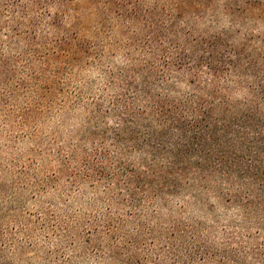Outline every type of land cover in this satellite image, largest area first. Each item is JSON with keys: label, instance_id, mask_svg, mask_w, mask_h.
I'll use <instances>...</instances> for the list:
<instances>
[{"label": "trees", "instance_id": "16d2710c", "mask_svg": "<svg viewBox=\"0 0 264 264\" xmlns=\"http://www.w3.org/2000/svg\"><path fill=\"white\" fill-rule=\"evenodd\" d=\"M219 2L0 0V117L29 114L43 169L16 171L21 218L16 173L0 183V264H264L263 226L253 244L157 233L187 194L264 225V0Z\"/></svg>", "mask_w": 264, "mask_h": 264}, {"label": "rangeland", "instance_id": "374dc122", "mask_svg": "<svg viewBox=\"0 0 264 264\" xmlns=\"http://www.w3.org/2000/svg\"><path fill=\"white\" fill-rule=\"evenodd\" d=\"M219 3L226 4L224 0H220ZM243 14H245V12ZM221 20L225 25H227L228 18H222ZM236 28L238 27H235V29ZM260 28L262 31H264V25H262ZM91 72L92 70H89L88 73L91 75ZM244 94L245 92L242 91L239 94L235 93L234 96L241 97ZM9 117V119L0 117V183L11 182L12 177L9 174H13V172L16 173L14 178L17 180V182H15L16 184H14V187L20 193L18 196V199L20 200L19 202L24 205L23 210L20 208L18 212L19 217L21 218L22 212L26 211L25 209L27 207H29L30 210L33 208L34 200H29V198H27L28 201L25 200V196H23L24 192H22L24 188L20 183L22 174H18V172L22 170L25 171L28 168L29 173L30 171L31 173L35 171L41 176L43 171L41 164L42 148L30 137L28 130L29 127L26 128L24 125L25 121L30 120L29 114L26 112L20 113L17 111L16 113H9ZM43 132L44 129L39 128V135H43ZM32 164L34 169L30 170ZM10 189H7V186H5L3 191L0 193L1 196L7 195V192L9 193ZM44 195L45 193L43 196ZM47 195H49V193L45 195L48 198ZM201 198L204 199L203 201L208 200L205 205L197 203L195 197L191 196L190 194H187L185 197L183 195L182 197L178 196L171 199V201H169V206H164L162 209H160V216L163 220L161 224L166 225L163 226V230L161 229L160 225L157 233L161 236L167 235L165 233V228L167 225H169L168 222H172L173 220L177 222L180 220L188 225H199V233L202 234V236L207 239L208 242H227L226 234L230 232V230H234L235 236H241L242 232L246 233L247 237L250 236L249 242L253 244L256 242L255 237L257 235L256 232H258V228L263 226L264 230V225L259 222L258 219L253 217H246L245 222L243 223L241 217L245 215L243 214L242 210H240L238 206L234 204L233 200L230 199L228 195L219 196L217 193H209L202 195ZM238 224L242 225L239 227ZM12 226L13 225L11 223L7 224L6 227L0 226V240H5L12 235V232L14 231ZM4 228L6 229L5 232H3V230H5ZM247 237L245 236L244 240H247ZM26 247L27 248L17 253L16 256H13V259L16 262L25 263L30 258H32V260L36 258L35 256L37 252L31 250L29 246ZM150 248L152 249H149V253L155 254L160 247L151 246ZM167 260L168 263L175 264L173 259L167 258ZM165 263L166 262L164 261L162 264ZM87 264L98 263L90 260L87 262ZM151 264H153V261Z\"/></svg>", "mask_w": 264, "mask_h": 264}]
</instances>
